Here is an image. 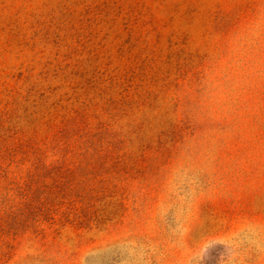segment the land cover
Segmentation results:
<instances>
[{"label": "rangeland", "instance_id": "obj_1", "mask_svg": "<svg viewBox=\"0 0 264 264\" xmlns=\"http://www.w3.org/2000/svg\"><path fill=\"white\" fill-rule=\"evenodd\" d=\"M0 264H264V0H0Z\"/></svg>", "mask_w": 264, "mask_h": 264}]
</instances>
